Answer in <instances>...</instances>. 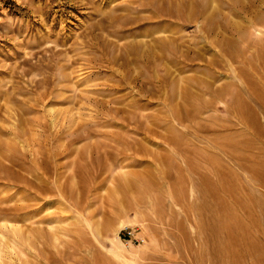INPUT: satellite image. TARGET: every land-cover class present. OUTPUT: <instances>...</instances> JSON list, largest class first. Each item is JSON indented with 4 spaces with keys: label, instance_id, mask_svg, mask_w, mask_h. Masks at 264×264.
<instances>
[{
    "label": "rangeland",
    "instance_id": "obj_1",
    "mask_svg": "<svg viewBox=\"0 0 264 264\" xmlns=\"http://www.w3.org/2000/svg\"><path fill=\"white\" fill-rule=\"evenodd\" d=\"M256 220L264 0H0V264H260Z\"/></svg>",
    "mask_w": 264,
    "mask_h": 264
},
{
    "label": "bare ground",
    "instance_id": "obj_2",
    "mask_svg": "<svg viewBox=\"0 0 264 264\" xmlns=\"http://www.w3.org/2000/svg\"><path fill=\"white\" fill-rule=\"evenodd\" d=\"M257 221V220H256ZM264 221H257V222H252L253 224V226L255 227L254 228V230H255V232L258 234L259 233V235L261 236L260 238H263L264 239V223H263ZM226 231H228V232H230V233H228V236H230V237H232L233 235H234V233L235 232H233L232 231V228L231 227H227L226 228ZM254 233V232H253ZM255 236H257L256 234H255ZM253 237V238H258V237ZM155 239V238H154ZM153 239V240H154ZM259 239V238H258ZM256 243V242H255ZM217 246H218V244H217ZM219 246H220V243H219ZM218 246V247H219ZM219 249H221L220 247H219ZM230 250H231V247L229 248ZM110 250V249H109ZM223 250H227V248H224ZM111 252L110 253H113L112 255L113 256H115V258L117 257L118 259H120V260H122L125 264H133L134 262L133 261H131V260H129L128 258H126V257H124L119 251H116V250H113V249H111L110 250ZM215 251V250H214ZM221 251V250H220ZM224 252V251H223ZM230 252V254H231V252L233 253V251H229ZM215 253V252H214ZM227 253V252H226ZM226 253H224V254H226ZM212 254V253H211ZM217 254H220V252L218 251V253ZM230 254H228V255H230ZM227 255V254H226ZM254 255V254H253ZM233 256H235L234 255V253H233ZM243 257V256H242ZM247 257V256H246ZM189 258V257H188ZM230 258V257H229ZM241 258V257H240ZM251 258H253L254 259V257H252L251 256ZM259 258V257H258ZM215 260V259H214ZM217 260V262L216 263H219L220 261L218 260V259H216ZM224 260V259H223ZM259 260V259H258ZM258 260H257V262H258ZM121 261V262H122ZM212 261V260H211ZM219 261V262H218ZM227 261V260H226ZM243 261H245V260H243ZM122 262V263H123ZM215 261H212V263H214ZM224 262V261H223ZM222 262V263H223ZM237 262V261H236ZM240 262V261H239ZM254 262V261H253ZM256 262V263H257ZM215 263V264H216ZM227 263H229V262H227ZM255 263V262H254ZM221 264V263H220ZM258 264V263H257ZM260 264H264V261L263 262H260Z\"/></svg>",
    "mask_w": 264,
    "mask_h": 264
},
{
    "label": "built area",
    "instance_id": "obj_3",
    "mask_svg": "<svg viewBox=\"0 0 264 264\" xmlns=\"http://www.w3.org/2000/svg\"><path fill=\"white\" fill-rule=\"evenodd\" d=\"M120 238H123L124 240H133L138 242H145V238L138 233L137 230H129L126 229L124 232L121 233Z\"/></svg>",
    "mask_w": 264,
    "mask_h": 264
}]
</instances>
